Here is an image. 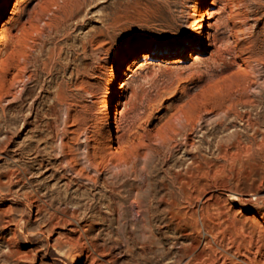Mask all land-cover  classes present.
Instances as JSON below:
<instances>
[{
    "label": "rangeland",
    "instance_id": "obj_1",
    "mask_svg": "<svg viewBox=\"0 0 264 264\" xmlns=\"http://www.w3.org/2000/svg\"><path fill=\"white\" fill-rule=\"evenodd\" d=\"M7 1L0 83L16 94L0 104V264H179L189 240L167 209L194 213L210 191L212 217L221 207L248 227L219 252L264 264V200L233 197H264V149L230 152L224 139L264 136V0H19L14 12ZM149 47L163 52L114 84Z\"/></svg>",
    "mask_w": 264,
    "mask_h": 264
},
{
    "label": "bare ground",
    "instance_id": "obj_2",
    "mask_svg": "<svg viewBox=\"0 0 264 264\" xmlns=\"http://www.w3.org/2000/svg\"><path fill=\"white\" fill-rule=\"evenodd\" d=\"M11 4L13 5V8H12L11 12H14L16 10V8L18 7V5H19V0H15L12 3L11 2L9 3V1H7L6 3H4L2 5L1 9L4 10V11H6V10L8 11ZM0 27H1L0 28V55H1L4 52V49L8 46V44H7L8 40H10V38L13 35H12V33H9V35L7 34L8 28H7L6 24H1L0 23ZM199 49H200V46H197V47L191 49L188 52V54L189 55L197 54ZM157 52H163V51H160V50L154 49L152 47H149L144 53H142L140 58L139 57H134L132 60H130V62L127 65L122 64V68L119 69V71L117 73V76L114 78L113 83L114 84L118 83V76L119 75L127 76L128 72L131 70V68L135 64H137L140 59H147V57L150 56L152 53H157ZM185 54H186L185 50H182L179 53V55L177 56L176 60L178 62L182 61L184 59ZM245 60H247L246 64H245L246 65L245 69L247 71L253 70V66L250 63H248L249 59L247 58ZM0 67H1V64H0ZM4 81H3V83H4ZM0 82H1V80H0ZM255 82L256 81H254V83ZM6 83H4V84L6 85ZM16 83H18V82L16 81ZM256 84H257V82H256ZM13 85H14V83H12L11 85H8L9 87H7V85H6V87H7L6 88L2 83H0V104L3 103L5 97H7L9 95H15L16 94V93H14L12 91L11 87ZM246 85L247 86H245V87L248 90L252 87V84H246ZM241 96L243 97V95H241ZM242 102H244L246 104H254L256 101L252 97H246ZM224 105L226 106V108H221V111L223 113H225V114H228L233 109L232 104H230V105L224 104ZM116 106H118V104H116ZM121 117H122V113L117 108L116 112H115V116L113 117V121H112V131L115 132V137L117 139V141L114 143L112 149L114 151H116V152L120 151V149H122L124 147V145H125V142L123 141V139H120ZM221 117H219V119H221L219 121V123L222 122V118ZM257 132L258 131H256L253 134H245V133H241L240 131H234L232 133H229L227 136H225L226 138H224L225 141H226L225 143H227L226 144L227 146L225 145V143H222V141L221 142L219 141L220 143L218 142V144H220V145L222 144L221 145L222 148H224L223 145H225V147H227L226 151H230V152L231 151H235V150L238 151V152L244 151L246 149L251 148L253 145H257L258 147L264 149V136H263V138L261 140H258L257 136H256ZM218 147H220V146H218ZM219 149H221V148H219ZM21 172H23V170ZM24 173H25V171H24ZM35 194H36V197L38 199H41V196L39 195V193L36 192ZM215 197H216L215 191L208 192L206 194L207 205L205 207H203V208L197 209L194 213H190L191 211L190 212L189 211L188 212H183L180 207H174V206H171V207H169L167 209V213H168L167 214L168 215V217H167L168 218L167 225L168 226H174V228H175V230L177 232H179L180 234L184 235L186 237V239L189 240V243L184 245L182 247V249H181V255L179 256L180 257L179 258V261H180L179 264H233L232 262H230V257L228 256L229 254L223 253V252H219L218 246L221 247L222 243L225 240L229 241L228 237L230 235H232L231 234L232 232H235L236 236H237V233L239 234V231H242V232L245 233V231H247L248 227L246 226V224L238 225L235 222V220L230 221V218H226L228 216V213L224 209H222L221 207H219L217 209L216 214L214 213L215 215L212 217L210 215V212H209L210 208H211V205H212L210 202ZM233 197L235 199H237V200H240L244 204H256V203H258V201L264 200V197L261 196V195H258V194H255V195L254 194H248V195L243 196V197L234 195ZM135 201L138 204V199H136ZM218 202L219 201H217L216 204H218ZM219 204H220V202H219ZM54 216H56L57 218L60 219V220L58 219L59 222H62L64 224L65 223H70L72 225H75L76 220L73 217H71V216L68 217L67 215L62 214V212H61V214H58V212L55 211L54 212ZM222 217H224L225 219L224 220H220V218H222ZM143 230H144L143 231V234H144L143 236H148V235L150 236V234L153 233V227H152L151 224H148V225L146 224V226H145V228ZM202 231L205 232L204 235H202V233H200ZM196 235H198V237ZM245 236H247V235H245ZM144 239H145V237H144ZM153 240H154V237H153ZM7 245L9 246V252L6 253L5 256H6L7 259L8 258L10 259L9 256H11L13 254L15 256L17 254L18 250L16 249V247L14 245V242L11 239H7ZM235 247L237 249V252L241 253L242 243H239L238 245H235ZM220 249H222V248H220ZM228 250L225 249V251H227V252H228ZM0 253H1V251H0ZM234 253H235V251H234ZM235 255H236V253H235ZM15 257H17V256H15ZM261 258H262V256H261ZM249 261H251V259Z\"/></svg>",
    "mask_w": 264,
    "mask_h": 264
}]
</instances>
